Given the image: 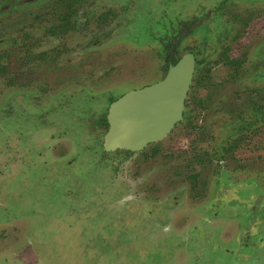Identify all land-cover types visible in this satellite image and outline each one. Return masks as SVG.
<instances>
[{"label":"rangeland","instance_id":"374dc122","mask_svg":"<svg viewBox=\"0 0 264 264\" xmlns=\"http://www.w3.org/2000/svg\"><path fill=\"white\" fill-rule=\"evenodd\" d=\"M37 1L0 0V6L7 5L4 9H9L0 15V35L5 34L0 52L15 50L19 54L28 36L35 44L32 46L35 55L57 50L62 53L58 68L23 77L27 83L36 82L35 86L42 83L41 91L7 89V79L0 78V264H253L256 254L250 260L239 258V254L252 252L249 246L239 251L234 243L245 235L254 217L252 240L256 244L264 239V226L262 234L261 226L256 227L263 218L264 206L253 207L257 205L251 201L253 191L246 190L245 195H226L223 206L214 207L207 194L211 195L210 191L217 188H228L222 183L220 187L213 184L199 190L202 195L194 207L199 206L203 211L202 207L209 201L205 212H193V202L197 199L188 193L190 183L186 175L194 170V165L190 164L191 150L187 147L198 134L192 132L189 125H180L155 145L160 155L151 157L147 164L135 158L131 161L133 164H125L112 178L120 188L135 190L131 197L135 201L142 200L134 205L124 202L121 205L113 193L105 189L104 176L93 170L85 146L89 147L93 141L94 147L102 143V133L94 124L107 109L106 98H98L100 91H108L113 85V91L109 92L119 95L154 81V75L149 74L148 58L150 52H156L155 57L159 49L157 43L150 41V34L159 31V21L174 23L177 17L191 18L193 13H206L205 10L219 4L225 7L231 4L226 18L231 20V14H235L245 18L246 25L235 24V31H228L230 35L227 34L222 44V40L210 39L204 47L205 55L213 53V59H217L220 45L228 46L231 57L243 60V66L235 81L233 73L218 64L212 70L211 79L194 90L197 101L206 98L209 101L199 119L206 136L198 145L212 153L213 165L203 166L201 173L213 178L212 169L225 167L233 171L264 172V103L260 101L264 76L259 79L252 74L254 69H259L258 58L264 52V3L253 0H98L87 12L98 16L112 11L114 20L96 26L95 21L89 19L88 27H82L83 20H79L73 31L52 39L45 33L47 21L39 26L31 24L33 14L47 11L45 2ZM11 8L15 9L11 11ZM81 10L83 8L80 13ZM16 57L10 58V70L23 66ZM159 65L157 60L153 61L152 71L159 74ZM134 71L137 74H133ZM64 76L72 83L66 91H48L63 88L67 82ZM79 77L91 86V92L98 94L93 98V94L82 87V106L75 109L76 98L70 95L77 91L68 88H72ZM251 102L262 105L251 109ZM92 103L102 112L87 111L88 104ZM21 112L30 120L23 126L21 117L16 118ZM233 124L249 125L248 134L256 138H251L244 146H234L229 156L222 148L228 140L225 127ZM23 135L26 144L45 143L25 162L22 156L32 151L30 145L25 147L26 151L19 148ZM50 153L56 156V162L49 160L48 155L49 162L41 163ZM63 154L67 156L60 160ZM150 176L157 177L154 188L145 187ZM261 192L264 195V188ZM144 201L149 211L154 209L163 215L167 212L166 219L149 214L148 209L142 207ZM254 208L261 209H256L251 218L249 214ZM159 224L163 225V232ZM242 230L245 231L240 235ZM169 232L170 235L166 234ZM246 232L249 234L250 230ZM261 253L262 258L264 250ZM256 264H264V257Z\"/></svg>","mask_w":264,"mask_h":264},{"label":"flooded vegetation","instance_id":"af4514ba","mask_svg":"<svg viewBox=\"0 0 264 264\" xmlns=\"http://www.w3.org/2000/svg\"><path fill=\"white\" fill-rule=\"evenodd\" d=\"M40 1L41 0L37 2ZM43 1L46 4L47 11L42 14L39 13L35 15L33 14L31 18L33 22H31V24L39 26L47 21L49 25L45 29V33L49 38L52 39L61 38L66 34H68L69 32L73 31L75 28L78 27L79 20H83L82 27H88L90 26L89 19L90 21H95L96 26H101V25L109 24L115 18V14H113L112 11L101 13L98 16H95L91 11L87 12L86 9H88V7L90 6L93 7L95 4H98L99 2L98 0H74V2H72V0H43ZM241 1L248 2L249 0H241ZM253 1L264 3V0H253ZM70 4L73 6H69ZM27 5H31V4L28 3ZM83 5H85V7ZM230 5H226L225 7L219 4L216 7L212 8L211 10H205L206 13L199 12L197 13V15H195L196 13H193L194 15H191V18L185 15L183 16L184 18L182 16L177 17L176 18L177 20L174 23L167 24V22L164 23L162 21H159L158 33L156 32L150 34V39H151L150 41L157 43L159 49L157 51V54L155 55L156 58L153 55L156 52L149 53V58H148L150 65L149 74L154 75L155 79L151 84L149 83L144 85L145 87H149L151 85H154L162 81L166 77L169 69L171 67L176 66L184 57L190 56V58L193 61L192 77L188 91L184 99L181 118L174 123L169 133L161 140H157L155 142H149L141 149L134 151H130L128 149H121V148L105 151L103 147V138L105 134H107V131L109 129V123L107 121L109 110L114 104L124 99L127 94L141 90L145 87L131 92L127 91L125 93H119V95H116L114 93L111 94L109 92V91H113L111 89L112 87H114L113 85H111L108 91H100L98 98L103 96L106 98L107 109L105 111V114L101 116L99 119H97L94 122V124L98 127V130L101 131L100 134L102 133V143L100 144L97 143L95 144L94 147V141H93V144L89 146L91 148L89 149L88 145H86L85 149L89 150L88 151V154L90 156L89 162L93 170H95L97 174L104 176L102 180H104V185H107L105 189H109L113 193V197H115L114 199L120 202L121 205L123 202L125 205L126 204L134 205L135 202H141L140 200L142 199L139 198L138 200L135 201V199L131 197L133 196L135 190L132 189L128 191L126 188L125 189L123 187L120 188L117 184L113 182L112 178H114L116 175L119 174V172L124 168L125 164H127L128 162L130 164H133L131 161L135 160V158L137 159L139 158L140 160L139 163H143L144 165L147 164V161L151 159V157H156L157 155H160V152L156 149L155 145H157L158 143L169 137L172 134V132L180 125H185V126L189 125L191 131L198 134L194 137L195 138L194 141L191 144L189 143V146L187 147L188 149L191 150L188 155L190 164L192 163L194 165V170L191 169V172L188 175H186V178L190 183V188L188 190V193H191L193 198L197 199L195 200L196 202H193V212L196 211L197 214L199 212H205L206 203H208L210 199L212 200L213 202L212 205L214 207L217 206L218 208L219 205L223 206L224 203L223 198H225L226 195H231V193H236V194L239 193L241 195H245L246 190H249L250 192L253 191L251 195L254 194V196L251 197V201L255 205L257 204L256 206L253 207L264 206V200H263L264 195L263 192H261L264 188V172L257 170L251 172L235 171V170L233 171V169H227L225 167L222 168L221 170L219 169L216 170L212 169L211 171L209 170L213 175L212 176L210 174L213 178H211L208 174H207L208 177H206L207 175L204 172L201 173V171L204 169L203 166L211 167L213 165L211 164L212 153H210V151L208 150L206 151L205 149H202V147L198 145V141H200L201 138L206 136L203 134L204 126L199 125L200 122L199 119L202 111L207 110L208 107L207 105L209 101L208 98L197 101L195 97L196 91L194 90L196 87L202 84H206L207 80L211 79V75L213 73L212 70L213 68L217 67L218 64H220L224 68H228V70H230L233 73L235 77V78L233 77V79L235 81L237 77L240 75L239 73L243 66V60L241 61V59L237 58V56L231 57L230 55L231 50L228 48V46L220 45L221 51L217 59H213L212 57L213 53H209L208 55H205L204 47H206L209 44L208 41L210 39L222 40L220 42V44H222L223 40L227 39L226 36H228L227 34L231 32V29H234L233 31H235V28H233L235 24L238 23L242 27L246 25L247 23L246 19L243 17H237V15L235 14H231L232 15L231 20H228L226 18L227 17L226 13L230 12V10H227L228 7H230ZM5 6L8 7L7 5L0 6V15H3L4 13L8 12L9 9L7 10L4 9ZM15 8L13 9L11 8V11H13ZM81 8H83V10H81L82 13H80L79 11ZM23 17H25V15H23ZM215 19L216 21H214ZM66 20L69 21L68 25L65 24ZM65 26H66V30L62 31V29L65 28ZM228 31L229 33H227ZM4 35H5L4 33L0 35V44L3 43ZM25 39L26 40H24L21 44V47L23 49L18 50L19 54H17L15 50H12L10 52H5V51L0 52V78L7 79L6 82L7 89H12L17 87L19 91H41L43 87L42 83L35 86L36 82L33 81L32 83H27L25 79L23 81V77L29 78L30 75L32 77V73L50 72L58 68V63H60L58 61H61L60 56H62V53L58 52L57 50L48 53L40 52V53H36L35 55L32 49V46L35 45L34 42L29 41L30 38L28 36H25ZM239 39L235 38L234 40H239ZM15 55H17L16 58H19L20 60L19 62L23 64V66L19 69L10 70L9 69L11 63L10 58ZM156 60L160 63L159 74H157L155 70L152 71L153 61ZM258 60H259V69L258 68L254 69L252 71V74H253V78L257 76V78L260 79L262 76H264V52L261 53ZM25 74H28V76L26 77ZM133 74H137V72ZM64 78L67 79L66 76H64ZM66 81L67 82H65L63 88H53V89H48V91H66L67 90L66 87L72 84L69 82L68 79ZM82 87H85L86 89H88V91L91 92L90 89L91 86H89L82 77H79L78 79L74 80L72 88H68L71 91H77L73 95H70L71 98L73 97L76 98V103L74 104L76 105L75 109H79L82 106V102L80 100V99H84L83 95H80V93L84 91ZM18 90L15 89L14 91H18ZM7 91H13V90H7ZM261 91H264V89H261ZM91 93L93 94V98L98 94L94 92ZM261 96L262 97L260 98V101L263 100L264 103V93H262ZM92 104L95 107H91ZM92 104H88L89 106H87V111L95 110L98 112L100 111L102 112L101 109L99 110L95 109L98 107L96 103H92ZM252 104L253 105L250 106L251 109H256L262 105L260 103L259 106V103L256 102ZM20 117H21L22 126L25 122L30 121L26 116H23L22 112L17 114L16 116V118H20ZM238 117L241 118L240 115ZM241 119L244 122V118L242 117ZM248 127L250 126L247 124H245V126L243 125L237 126L234 124L226 125L225 133L227 134L228 140L223 145L222 152H226L229 156H231L233 154L232 150L234 146L237 147L244 146L246 145L247 142H249V140H251V138L255 139L256 135L253 136V134L251 135L248 134L249 133ZM18 144H19V148L23 151H26L27 149L25 147L28 148V146L30 145L29 150L32 152L30 154L23 155L21 158V160L25 162L26 159L35 150L39 151L40 147L42 146L40 144H45V143H40L38 141H35L33 144L32 142H30V144H26L24 142V135H23ZM247 147L248 145L246 146V148ZM149 148L151 149L150 153L147 152ZM42 149L45 150L46 147ZM183 152L187 153L186 150H183ZM48 155H49V160L54 159V162H56L55 159L56 156L53 153H50V154H46V157L42 159L41 163L42 162L46 163ZM66 156H67L66 154H63V156L59 157V159L63 160L65 159ZM37 159H39V157ZM47 162L49 161L47 160ZM186 166L188 165H185V167ZM20 173L22 172H19L18 174ZM156 178L154 176H150L146 181L145 187L154 188L155 185H153V183L156 181ZM222 183L223 186H227L228 188H225V190L224 188L223 189L217 188L213 191H210L211 195L209 194L207 195L211 197H209V200H207L204 207H202L204 209L203 211L200 210L199 206L194 207V204L197 203L198 198L201 197L200 194L202 195L201 192H198L199 190L203 191L209 185L213 186V184L215 185V187L216 186L220 187L222 186ZM236 187H242L243 189L237 188L236 190ZM216 190H218L217 194L214 195L216 193ZM173 199L175 200L176 198L173 197ZM143 206H145L148 209L149 214L151 213L153 214L154 218L166 219L165 214H167V212L163 215L160 214L159 211L154 209H151L152 211H149V207L147 206L145 201L143 202L142 207ZM134 207H136V205L132 206L130 210H133ZM256 209H261V208H254L252 212L249 214V217L251 218L253 217ZM213 215L216 214L213 213ZM254 220L255 217L249 221L248 228L246 229V231L250 230L249 234L245 230H242L243 232L240 235H243L244 231H245V235L242 236L241 238H237L236 239L237 243L234 244L236 245V247L239 248V251L248 249L247 247L249 246V250H251L252 252L248 251V254L245 255L239 254V258L241 259V261L248 260L249 258L255 256L254 254H256L257 257L252 261L253 264H256L259 260H261L264 257L263 256L261 258L262 256L261 252L264 250V239L262 238L260 241L257 239L259 242L256 244L252 240V238L255 236V233H253L252 235L251 232L252 231L251 224L253 223ZM258 226H261V234H262L263 233L262 227L264 226V215L263 218L259 219L258 225L256 227ZM162 228L163 225L161 227V230ZM166 234L170 235L171 232ZM247 235H249V237H247Z\"/></svg>","mask_w":264,"mask_h":264},{"label":"water","instance_id":"95a60500","mask_svg":"<svg viewBox=\"0 0 264 264\" xmlns=\"http://www.w3.org/2000/svg\"><path fill=\"white\" fill-rule=\"evenodd\" d=\"M192 70V59L184 57L162 81L131 92L114 104L107 116L105 151L117 148L134 151L165 137L181 118Z\"/></svg>","mask_w":264,"mask_h":264},{"label":"trees","instance_id":"16d2710c","mask_svg":"<svg viewBox=\"0 0 264 264\" xmlns=\"http://www.w3.org/2000/svg\"><path fill=\"white\" fill-rule=\"evenodd\" d=\"M72 2H74V0H72ZM69 6H73V5H71V4H70ZM68 23H69V21H68V20H66V23H65V24H67V25H68ZM65 30H66V26H65V28H63V29H62V31H65Z\"/></svg>","mask_w":264,"mask_h":264}]
</instances>
